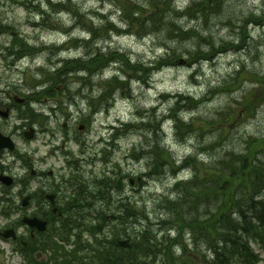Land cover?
Returning a JSON list of instances; mask_svg holds the SVG:
<instances>
[{
	"label": "rangeland",
	"instance_id": "obj_1",
	"mask_svg": "<svg viewBox=\"0 0 264 264\" xmlns=\"http://www.w3.org/2000/svg\"><path fill=\"white\" fill-rule=\"evenodd\" d=\"M56 1V0H55ZM58 1V0H57ZM119 0H71L73 3V12H65L61 15V22L58 21L57 16L51 17L49 14L46 18L33 17L32 13L29 14L28 10L21 5V3H14L12 0H0V22L3 24H9L13 26V31L16 34L26 38L29 42L36 46L41 43L51 44L57 41L58 37H62L57 32H61L62 26L69 27L75 23L74 17L78 19V15H74L80 7V2H83V8L81 10L84 24L97 23L101 19L98 15L102 11L104 15L110 16V18L117 25L121 26L120 13L117 16V12L114 11L118 8ZM130 1V0H129ZM132 1V0H131ZM138 2H144L145 0H134ZM228 5L236 8L235 17L231 20L227 19L223 15H220L209 23V29L213 35L215 41H226L232 43V45L226 46L225 50L218 53L216 57L210 60H202L193 66L178 64L177 67L171 66L164 69H159L156 64L154 66L148 67V75L144 76L146 82L138 78V73L142 69L138 61H152L155 57L154 51L156 49L157 39L155 36L146 37L144 35L148 32H142L141 35L129 34V32L116 31L109 33L108 35H103L102 38L97 41L98 52L101 54L109 50H119L126 54L128 60L130 61L129 67L124 63V69L122 65L118 63H110L104 68L103 73L105 77L113 75L116 71L121 72L125 77L129 78L131 81V90L128 93H124L123 96H118L113 98L112 102L106 107L108 110H104L100 113L93 114L92 110H89V101L97 100L95 96L100 93L99 90L105 89L101 84H98L99 90L96 88V76L91 77L92 82L88 81V84L92 83V89L89 88L88 84H84L83 80L74 79L76 77L74 74H68L72 76L66 77L63 81L59 83L61 95L65 98V103L72 102L73 105L60 106L57 115L53 114L48 107L54 103L52 99H47L40 104L36 105L39 112L43 113L42 121L43 125L39 126L38 138L45 139L50 138L52 134L56 133V137L62 136L61 124L63 121L68 119L69 123H72L75 119L79 118H89L90 114H93L92 122L89 126V130L85 132V137L87 143L82 142L79 146L76 143L69 142L67 148L72 149L75 153H85L86 155H91L93 158L92 166L94 168L93 174H97L99 178L103 177V172L110 174L114 179V174L120 171L124 173H131L132 177L139 175V172L147 170L145 167V162L139 160V158L134 159L137 153H132L133 145H139L140 142H144L148 147H152L153 142L156 145L163 147L165 151L170 153L173 158L181 159L186 155H196L198 156L201 151L202 145H208L214 138V133L206 128L203 131L202 137L196 136V131H202L201 129L193 130L186 138L181 137L180 134L177 135L174 124H164L163 121L164 113L169 106L168 100L165 98L166 94H172L176 92L192 94L201 98L208 91L210 87H222L227 81H231V78L236 74V71L246 70L254 72V75L260 74L264 75V27L257 24H249L246 32L247 36L244 41L240 42L239 38L241 36L240 25L242 24L243 16L247 15L248 12H257V16L260 17L264 15V0H227ZM190 0H175V4L178 7H185ZM34 10V9H30ZM96 10V11H95ZM95 11V12H94ZM102 13V14H103ZM248 16H252L248 14ZM43 19L44 23L50 28L56 27V30H47L43 27H32L34 21ZM249 19V18H248ZM181 23L186 25V27H191L195 25V21L189 19H182ZM31 24V25H30ZM80 30L82 26L79 24ZM59 29V30H58ZM15 34V35H16ZM12 34L6 33L0 36V47L2 48L11 40ZM20 38V37H19ZM22 39V38H21ZM221 44V43H219ZM238 46H235V45ZM177 45V43H175ZM16 51L23 50L24 44L22 42L16 44ZM79 53H82V49H77ZM160 53V52H159ZM78 55V53H74ZM63 57L71 58L73 57V52L61 54ZM56 61L53 53L50 51L42 52L38 55L35 60L25 57L23 59L15 60L13 66L9 69L6 65L2 56L0 55V67L1 73L11 74L13 82L17 84H22V80L19 74H37L35 70V65H41L44 63L45 68L50 61ZM12 61V58L9 59ZM9 61H6L7 63ZM31 65V66H28ZM24 69V70H23ZM143 73V72H141ZM38 77V76H36ZM246 80L241 87L232 90H219L212 97L207 100H203L200 104L195 107V111L189 115H184L183 119L192 121L195 127H206V124L198 119L212 115L216 110L224 107L226 103L235 102L241 97L247 95L250 90V94L247 95V99L251 98L253 94H256V98H264V90L260 89L255 91L256 86L251 83V76L249 74L245 75ZM26 80H33V77H26ZM88 76L85 77V80ZM260 88V87H259ZM109 89V88H108ZM56 99H60L58 96ZM161 101H164L163 103ZM174 101V99H172ZM255 102V100L253 101ZM264 102V100L262 101ZM70 111V116L63 119L64 111ZM149 111V116L145 126L141 129H137L138 125H132L131 130H125L123 137L118 140V145L114 150L107 151L105 141H100V136L108 139V133L105 127L114 121H118L116 117H120L125 120L135 119L134 117L138 114L146 115ZM158 113V115H156ZM53 114V115H52ZM180 114H183L181 112ZM52 116V118H51ZM47 117V118H46ZM236 122V121H234ZM164 124V129L160 128ZM54 127L53 129H47L46 127ZM238 133L231 136L236 142H240L241 138L238 139V134L248 135L253 134L256 136H262L264 139V104L260 105L252 116H249L243 122L238 125ZM147 133H150L148 135ZM40 144L41 141H38ZM264 145V142H262ZM220 147V144L216 145ZM45 150V146H42ZM105 150L107 160L103 161V156L105 155ZM204 156L210 157L209 153L204 152ZM207 159V158H206ZM117 175V174H116ZM115 175V176H116ZM174 181V174L169 168L165 169V172L157 174L156 176H151L148 179L145 178L143 183L140 185L134 184L135 189H132L131 185L127 180L124 181V191H120L114 194L115 196H121L125 198L128 196V200L134 205L136 210H142L143 212L149 213L152 221L157 220L156 209L159 205V200H161L162 192L167 191ZM159 196V197H158ZM93 213L102 209L100 212L103 214L105 212V204L103 201L95 200L92 201ZM95 207H100L95 208ZM112 211L110 209L106 210V215H110ZM159 214V213H158ZM150 219V218H149ZM139 221L131 225V230L134 231L143 225L144 220L138 219ZM99 226L110 230L113 226L112 221H100ZM151 221V222H152ZM0 222L6 224L8 220L0 217ZM202 224L208 227L207 222L201 221ZM134 225V226H133ZM154 230L158 232L159 228L153 226ZM183 244L184 241L182 240ZM253 248L258 250L260 254L264 257V250L257 244H252ZM181 252L178 251L177 254ZM99 252L98 254H100ZM176 254V255H177ZM192 261L198 264V258H191ZM150 262V259H147ZM155 259L154 264H165L163 261H157ZM190 259H180L176 264H194ZM259 263H262L260 261ZM0 264H24L22 259L14 255L9 250V245L7 242L0 240ZM60 264H68L66 260L60 261Z\"/></svg>",
	"mask_w": 264,
	"mask_h": 264
},
{
	"label": "trees",
	"instance_id": "obj_2",
	"mask_svg": "<svg viewBox=\"0 0 264 264\" xmlns=\"http://www.w3.org/2000/svg\"><path fill=\"white\" fill-rule=\"evenodd\" d=\"M117 6L126 31L139 35L147 31L162 46V54L151 64L174 65L183 60L190 65L210 60L223 52L226 46L232 45L224 40L215 41L209 29L211 20L220 15L229 20L235 17L236 8L229 6L227 0H190L183 8L175 7L173 0H145L143 3L119 0ZM251 13L252 16H248ZM248 14L241 18L240 42L247 36L248 23L264 27V15L258 17V13L252 11ZM106 18L102 24L88 27L94 37L102 32L108 34L118 30L117 25ZM185 18L196 24L186 27L181 23ZM94 52L95 56L78 63L88 73L101 69L109 60L127 62L126 56L117 51H108L107 54H101L98 50ZM143 71L144 68L139 72ZM246 74L251 76L255 91L264 90V75H254V72L243 69L236 71L231 81L225 82L222 87H210L200 99L182 93L175 95L176 101L169 108V116L173 119L177 135L201 129L195 135L202 137L203 131L208 128L214 133V140L201 148L210 157L205 162L198 161L195 155L185 158L183 164H191L192 177L175 182L172 187L175 196H160L159 216L155 224L145 212L136 210L131 202L124 203L123 211L116 215L119 223L116 221L113 225V242L128 238L130 246H113L111 257L104 259L103 264H154L157 258V261L162 260L165 264H176L178 259L192 261L191 258L196 257L201 264H260L259 254L252 249L251 242H257L264 248V139L261 138L263 135L238 134V139L241 138L238 143L230 137L238 133L237 125L252 116L264 98H256V94H253L247 99L250 91L236 103H226L212 115L198 119L206 124L203 128L195 127L192 121L182 120L178 115V111L184 108L195 111L198 104L221 89L239 87L246 80ZM113 79H117L116 76ZM113 82L114 85H122L117 80ZM128 83V80L124 81V90ZM218 144L220 147H216ZM169 161V153L160 147L156 152L158 171L162 172ZM138 219L144 220L143 225L135 231L131 230V225ZM201 221L207 222L208 227ZM153 225H158L160 230L165 228V231L158 234ZM171 229L175 230L176 238H180L182 232L189 231L206 250L211 251L209 260L202 250H191L176 256L171 246L172 239L166 233ZM183 251L186 252L185 249ZM80 260L85 262L83 258Z\"/></svg>",
	"mask_w": 264,
	"mask_h": 264
},
{
	"label": "flooded vegetation",
	"instance_id": "obj_3",
	"mask_svg": "<svg viewBox=\"0 0 264 264\" xmlns=\"http://www.w3.org/2000/svg\"><path fill=\"white\" fill-rule=\"evenodd\" d=\"M12 76L0 73V214L16 215L18 209L24 208L22 200L26 196L25 208L30 215L35 210L36 216L49 217V211L90 205L94 194L83 176L82 163L87 161L88 155H58L60 150H65V141L69 138L58 140L56 133L50 138L38 139V126L32 123L27 109L43 90H34L29 83H13ZM54 106L48 108L56 111L59 104ZM28 131L33 133L31 138L25 137ZM1 175H5L9 183ZM10 227L20 233L16 221ZM28 232L33 237L37 230L29 226ZM28 246L27 243L22 247Z\"/></svg>",
	"mask_w": 264,
	"mask_h": 264
},
{
	"label": "bare ground",
	"instance_id": "obj_4",
	"mask_svg": "<svg viewBox=\"0 0 264 264\" xmlns=\"http://www.w3.org/2000/svg\"><path fill=\"white\" fill-rule=\"evenodd\" d=\"M69 59L71 60L72 57L69 58ZM193 111H194L193 109H190V108H184V109L181 110V112H183V114H181V116H182V117H185V116H184L185 114H186V115H189V114L192 113ZM181 137L186 138V140H187V139L190 137V135H189V134H185V133H183V134L181 135ZM201 147H204V145H202ZM201 151L203 152L204 149L201 148Z\"/></svg>",
	"mask_w": 264,
	"mask_h": 264
},
{
	"label": "water",
	"instance_id": "obj_5",
	"mask_svg": "<svg viewBox=\"0 0 264 264\" xmlns=\"http://www.w3.org/2000/svg\"><path fill=\"white\" fill-rule=\"evenodd\" d=\"M127 244V242L126 241H124V245H126Z\"/></svg>",
	"mask_w": 264,
	"mask_h": 264
}]
</instances>
